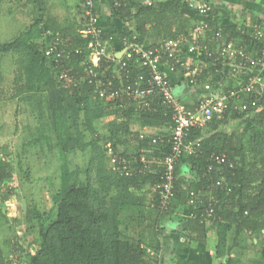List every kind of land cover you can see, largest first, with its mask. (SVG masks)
Masks as SVG:
<instances>
[{
    "label": "trees",
    "instance_id": "obj_1",
    "mask_svg": "<svg viewBox=\"0 0 264 264\" xmlns=\"http://www.w3.org/2000/svg\"><path fill=\"white\" fill-rule=\"evenodd\" d=\"M9 1L18 5L36 0ZM104 1L112 16L123 22L121 44L124 38L136 34L138 43L153 49L164 39H172L189 29L190 20L183 15V10L187 9L183 0H157L150 6L140 4L141 0H138L120 7H116L114 0ZM82 4L81 0L80 15ZM12 9L10 6L8 13ZM97 9L94 0L96 15ZM214 14L207 19L210 27L217 23ZM130 23L135 25L133 30H130ZM80 24L82 27L81 19ZM222 28L225 40L233 39L241 46H250L248 50L254 57L264 51L263 42L239 34L235 26ZM80 29H51L50 25L43 26L36 16L14 39L0 43V54L12 55L13 62L17 63L12 79L14 97L31 102L35 94H48L54 144L51 146L52 138L44 133V126L38 131L37 142L55 148L62 160L60 186L51 193L55 217L52 219L49 211H40L35 205L30 208L32 230L37 231L33 240L36 249L24 253L17 240L7 241L0 245V264H18L26 257V264H162L158 254L162 232L167 226L182 235L190 247L205 245L207 234L213 233L216 237L214 258L218 264H264V111L258 112L249 104L240 111L229 108L221 120L214 119L207 126L204 134L191 130L190 139L202 138L201 151L178 160L174 171L173 203L166 210H160L157 199L149 196L154 178L144 172L139 160L144 157L147 162H158L170 153V114L156 105L157 100H152L150 111H138L133 102L125 98L119 112L115 102L99 98L95 93L97 82H111L113 90H119L126 84L125 75L128 74L133 83L139 81L144 72L133 66H128V73L119 71L121 56L113 55L112 60L102 59L93 69L98 78L89 84L84 74L89 54L88 39L79 35ZM104 36L107 38L105 33ZM49 43L59 50L72 52L68 61L63 60L65 69L81 78L82 85L77 90L71 92L60 85L53 60L44 54ZM107 49L114 54L109 46ZM204 62L214 86L220 82L218 72L224 71L221 59L205 58ZM200 79L207 81V74ZM226 88L221 90L226 91ZM183 104L192 111L197 100L192 105ZM236 120L244 123L240 132L224 130L229 121ZM152 139L157 142L152 144ZM107 147L112 150L113 157L108 156ZM77 152L88 153V159L83 166L69 171L66 157ZM212 154L225 157L221 168L223 184L230 192L226 188L212 190L217 204H212L209 218H204L208 204L205 197L190 215L186 194L200 193L209 186L210 182L201 178L207 167L213 168L209 178L218 180L221 176L214 171L216 164L210 158ZM114 157L125 160L126 166L118 164ZM134 158L137 163L132 161ZM113 159L116 162L113 163ZM124 167L130 176L124 175ZM12 169L7 160H0V189L3 183L11 180ZM184 183L187 184L185 194L182 192ZM6 192L4 200L10 190ZM145 204L159 214L155 223L158 227L153 233L158 240L153 246L143 243L141 235L134 242L124 235L129 234L123 228L122 213ZM184 210L188 217L185 226ZM242 241L250 250L258 252L257 261L231 255L233 248Z\"/></svg>",
    "mask_w": 264,
    "mask_h": 264
},
{
    "label": "built area",
    "instance_id": "obj_2",
    "mask_svg": "<svg viewBox=\"0 0 264 264\" xmlns=\"http://www.w3.org/2000/svg\"><path fill=\"white\" fill-rule=\"evenodd\" d=\"M183 1L187 9L196 12L202 20L192 28L177 34L174 38L164 39L159 46L153 49H146L138 43L136 34L124 38L119 54L121 56L119 71L128 73V66L130 68L133 66L143 70L144 75L139 76V81L133 83H131L129 75H125L126 84L119 90H113L111 82L107 84L97 82L95 92L99 98L115 102L119 112H121L126 98L133 102L135 110L138 111H150L153 101L157 100L156 105L163 107L164 111L170 114L172 122L169 138L170 153L158 162H147L144 157L139 160V163L143 164L144 172L154 178L149 196L152 199H157V206L160 210H166L173 203L174 171L178 160L201 151L202 138L190 139L191 130H199L204 134L207 126L214 119L221 120L229 108L235 112L244 110V105L249 104V106L255 107L258 112L264 111V51L260 56L254 57L250 50L246 49V46H241L236 40H225L222 34V25L215 24L210 27L207 19L210 14L214 13V7L210 2L205 0ZM82 3L83 9L80 15L82 27L79 30V35L88 39L89 54L84 74L88 83L91 84L94 79L98 78L93 69L98 67L99 62L102 59L112 60L113 55L114 57L117 55L107 49L108 41L104 36V30L97 24L94 0H82ZM144 4L150 6L152 1L145 0ZM251 36L264 43V19L257 22ZM71 53V51L59 50L56 45L49 43L44 54L53 60L54 67L58 70L56 73L60 85L73 92L82 84L81 78L65 69L64 60L68 61ZM205 58H212L213 61L221 59L224 67V71L218 72L220 82L214 86L210 82L211 77L204 62ZM166 71L182 75L192 84L200 85L203 93L198 97L194 110H188L178 99L175 94L176 89L166 76ZM206 74L207 81L202 82L200 78ZM229 80H235L236 84L228 85ZM225 86L227 87L226 91L221 90ZM244 102L246 103L244 104ZM156 142L157 139L151 140L152 144ZM106 152L109 157H113V152L109 147ZM210 158L216 164L214 171L221 176L218 180L209 178L208 175L213 168L207 167L201 178L210 182L209 186L200 193L192 191L186 194L190 215L196 208L198 209L202 198L205 197L208 204L204 209V218H209L212 213V204H217L212 190L226 188V191L230 192L227 185L224 187L223 184L221 168L225 163V157L212 154ZM114 159L118 164L126 166V161L122 158L114 157ZM114 159L113 163L116 162ZM132 161L137 163L136 158ZM123 171L125 176L131 175L127 171V167H124Z\"/></svg>",
    "mask_w": 264,
    "mask_h": 264
},
{
    "label": "rangeland",
    "instance_id": "obj_3",
    "mask_svg": "<svg viewBox=\"0 0 264 264\" xmlns=\"http://www.w3.org/2000/svg\"><path fill=\"white\" fill-rule=\"evenodd\" d=\"M8 4L9 0L0 2V43L14 39L19 31L34 21L35 13L28 16L24 9H12L8 13ZM16 67L12 55L0 54V160H7L13 168L11 180L3 183L0 189V245L17 240L24 253H31L36 249L33 240L37 231L32 230L34 223L30 208L35 205L40 211H49L52 219L55 217L56 207L51 193L60 186L62 160L55 148L37 142L38 131L44 126V133L52 138L51 146L54 144L55 136L49 124L52 112L48 94H35L31 102L14 97L12 79ZM243 124L239 120L230 121L224 130L240 132ZM66 159L69 171H73L83 166L88 153L77 152ZM7 190L10 193L4 200ZM143 207L130 208L122 213L123 228L129 234L124 235L133 242L141 235L143 243L153 246L158 240L153 233L158 227L155 223L159 214L147 204ZM243 242L233 248L232 256L257 261L258 252L250 250ZM26 259L22 258L18 264H26Z\"/></svg>",
    "mask_w": 264,
    "mask_h": 264
},
{
    "label": "crops",
    "instance_id": "obj_4",
    "mask_svg": "<svg viewBox=\"0 0 264 264\" xmlns=\"http://www.w3.org/2000/svg\"><path fill=\"white\" fill-rule=\"evenodd\" d=\"M130 1L138 0H114L117 7L126 6ZM144 1L141 0L140 4H144ZM151 1L154 2L157 0ZM205 1L210 2L215 9L214 19L217 22L216 24L225 27L235 26L237 32L241 35L251 36L257 22L264 19V0ZM59 2L62 4H59ZM95 3L98 8L97 24L104 30L107 36L108 46L118 56L122 48L121 37L124 31L123 22L112 16L110 7L104 0H95ZM8 5L12 6L15 10L24 9L28 13L26 14L28 16L35 13L34 17L39 16L42 20V25H50L51 29L73 28L74 31H77L81 28V0H36L28 4L19 3L18 5L13 1H9ZM59 7L61 10H59ZM132 11L134 12V8ZM183 15L190 20V24L187 26L188 28H192L202 20L196 12L187 9L183 10ZM127 21L129 22L130 20ZM130 24V30H133L135 25L134 23ZM248 48L250 46L246 45V49ZM165 74L174 85L176 89L175 94L182 103L192 105L194 100H197L203 93L200 85L192 84L186 77L168 71ZM235 84V80L228 81V85ZM186 186L187 184L184 183L183 194L187 191ZM182 215L185 219L183 226H185L186 220L188 219L185 210ZM172 230L174 229L171 226H167L162 232V245L160 254H158L162 258V264H218L219 261L214 258L216 237L213 233L207 234L205 245L198 244L190 247L182 235Z\"/></svg>",
    "mask_w": 264,
    "mask_h": 264
},
{
    "label": "clouds",
    "instance_id": "obj_5",
    "mask_svg": "<svg viewBox=\"0 0 264 264\" xmlns=\"http://www.w3.org/2000/svg\"><path fill=\"white\" fill-rule=\"evenodd\" d=\"M214 13H215V9H214ZM215 15V14H214Z\"/></svg>",
    "mask_w": 264,
    "mask_h": 264
}]
</instances>
